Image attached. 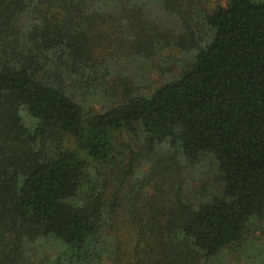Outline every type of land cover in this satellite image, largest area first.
Instances as JSON below:
<instances>
[{"label":"trees","instance_id":"trees-1","mask_svg":"<svg viewBox=\"0 0 264 264\" xmlns=\"http://www.w3.org/2000/svg\"><path fill=\"white\" fill-rule=\"evenodd\" d=\"M259 224L264 0H0V264H264Z\"/></svg>","mask_w":264,"mask_h":264},{"label":"rangeland","instance_id":"rangeland-1","mask_svg":"<svg viewBox=\"0 0 264 264\" xmlns=\"http://www.w3.org/2000/svg\"><path fill=\"white\" fill-rule=\"evenodd\" d=\"M208 1V4L210 5V6H212L213 7V5L216 3V2H220V3H223V0H207ZM160 55L162 56V57H166V56H169V55H173V56H176L177 54H175L174 55V53L172 52V51H163V52H161L160 53ZM158 61H159V59H158V57H154L153 59H150V61L147 63V66L149 67V69H148V67L147 66H145V72H146V74H150L151 75V78H152V85L153 86H158V85H160L161 84V78L160 77H158V75H157V71H156V67L157 66H155V64H157L158 63ZM94 110H97V111H99V109H97L96 107L94 108ZM134 142H132V144H133ZM260 225H262V224H259L256 228H257V231H256V236H260L261 237V234L262 233H264V226H260ZM260 226V227H259ZM262 238H264V236H262ZM260 240H261V238H260ZM237 255H238V253H237Z\"/></svg>","mask_w":264,"mask_h":264}]
</instances>
